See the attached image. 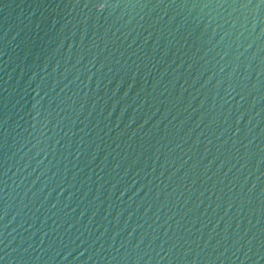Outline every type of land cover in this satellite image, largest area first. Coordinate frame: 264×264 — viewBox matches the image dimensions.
Segmentation results:
<instances>
[{
  "label": "water",
  "instance_id": "1",
  "mask_svg": "<svg viewBox=\"0 0 264 264\" xmlns=\"http://www.w3.org/2000/svg\"><path fill=\"white\" fill-rule=\"evenodd\" d=\"M0 264H264V0H0Z\"/></svg>",
  "mask_w": 264,
  "mask_h": 264
}]
</instances>
